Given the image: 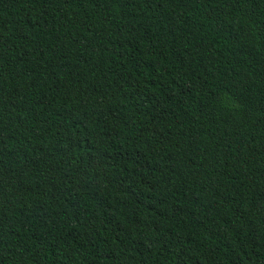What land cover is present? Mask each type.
<instances>
[{
	"label": "trees",
	"instance_id": "trees-1",
	"mask_svg": "<svg viewBox=\"0 0 264 264\" xmlns=\"http://www.w3.org/2000/svg\"><path fill=\"white\" fill-rule=\"evenodd\" d=\"M0 264H264V0H0Z\"/></svg>",
	"mask_w": 264,
	"mask_h": 264
}]
</instances>
